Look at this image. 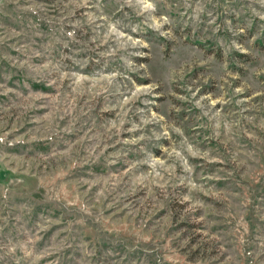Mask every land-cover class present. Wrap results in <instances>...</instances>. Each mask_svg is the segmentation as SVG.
Returning a JSON list of instances; mask_svg holds the SVG:
<instances>
[{"label":"rangeland","instance_id":"rangeland-1","mask_svg":"<svg viewBox=\"0 0 264 264\" xmlns=\"http://www.w3.org/2000/svg\"><path fill=\"white\" fill-rule=\"evenodd\" d=\"M0 264H264V0H0Z\"/></svg>","mask_w":264,"mask_h":264}]
</instances>
